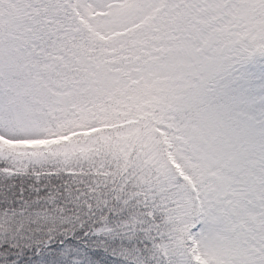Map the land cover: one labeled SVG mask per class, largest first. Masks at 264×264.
Listing matches in <instances>:
<instances>
[{
  "label": "snow or ice",
  "instance_id": "1",
  "mask_svg": "<svg viewBox=\"0 0 264 264\" xmlns=\"http://www.w3.org/2000/svg\"><path fill=\"white\" fill-rule=\"evenodd\" d=\"M0 264H264V0H0Z\"/></svg>",
  "mask_w": 264,
  "mask_h": 264
}]
</instances>
